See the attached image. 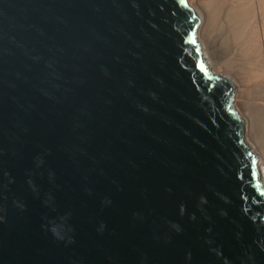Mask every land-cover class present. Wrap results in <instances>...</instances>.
Returning a JSON list of instances; mask_svg holds the SVG:
<instances>
[{
  "label": "water",
  "instance_id": "obj_1",
  "mask_svg": "<svg viewBox=\"0 0 264 264\" xmlns=\"http://www.w3.org/2000/svg\"><path fill=\"white\" fill-rule=\"evenodd\" d=\"M187 0H0V264H264V185Z\"/></svg>",
  "mask_w": 264,
  "mask_h": 264
},
{
  "label": "bare ground",
  "instance_id": "obj_2",
  "mask_svg": "<svg viewBox=\"0 0 264 264\" xmlns=\"http://www.w3.org/2000/svg\"><path fill=\"white\" fill-rule=\"evenodd\" d=\"M187 1L199 19L196 39L207 68L234 84L243 140L264 185V0Z\"/></svg>",
  "mask_w": 264,
  "mask_h": 264
},
{
  "label": "rangeland",
  "instance_id": "obj_3",
  "mask_svg": "<svg viewBox=\"0 0 264 264\" xmlns=\"http://www.w3.org/2000/svg\"><path fill=\"white\" fill-rule=\"evenodd\" d=\"M211 71V70H210ZM214 72L213 73H217V74H220L221 76H225V77H227V74H224L223 72L221 73V70H218L217 71V69H215V70H213ZM217 71V72H216ZM219 72V73H218Z\"/></svg>",
  "mask_w": 264,
  "mask_h": 264
}]
</instances>
